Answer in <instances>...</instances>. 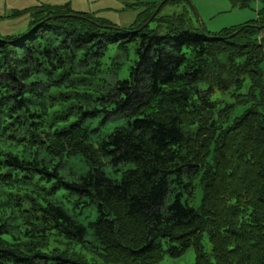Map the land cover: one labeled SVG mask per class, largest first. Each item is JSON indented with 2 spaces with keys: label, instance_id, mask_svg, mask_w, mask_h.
<instances>
[{
  "label": "trees",
  "instance_id": "1",
  "mask_svg": "<svg viewBox=\"0 0 264 264\" xmlns=\"http://www.w3.org/2000/svg\"><path fill=\"white\" fill-rule=\"evenodd\" d=\"M183 2L126 28L68 5L0 16H28L0 33V264H264V9L214 36L159 17ZM114 45L136 53L123 80L102 73Z\"/></svg>",
  "mask_w": 264,
  "mask_h": 264
},
{
  "label": "rangeland",
  "instance_id": "2",
  "mask_svg": "<svg viewBox=\"0 0 264 264\" xmlns=\"http://www.w3.org/2000/svg\"><path fill=\"white\" fill-rule=\"evenodd\" d=\"M165 0H0V16L4 17L13 14V12L24 11L32 9L38 6H52V7H64L68 5L73 12L87 13L94 18L102 21L110 22L117 27H129L131 22L148 9V5L162 4ZM187 2V3H186ZM181 5H165L159 12L160 16H167L170 14H181L185 10L188 12V17L195 28L205 32L209 35H221L226 31L236 30L243 27L248 22H252L257 19V13L264 9V0H251L249 6L244 7L243 4L237 2L236 4L230 0H186ZM139 18V17H138ZM149 21L146 23L148 24ZM28 24V16L24 15L19 18H9L0 22V33L2 35H18L26 31ZM150 28L155 27V23L148 24ZM127 56L122 62L119 60L124 54ZM120 52L116 45L109 47L105 56L101 58L103 65V72L107 73V67L109 65H116L114 74L116 78L123 80L128 77V72L135 64L136 53L134 48L129 45L126 52ZM93 65L90 63L91 66ZM96 81L91 83L93 87L100 85ZM82 97V96H81ZM124 121L121 118H113L109 120L105 125L100 126V138L106 133H110L115 127L123 125ZM95 137L96 135H92ZM94 139V138H92ZM70 164H75L71 162ZM82 170V166H81ZM62 172L64 175H68V167L63 166ZM82 172V171H81ZM198 206V201L195 207ZM93 216L90 217L92 219ZM87 221L85 220V224ZM205 251H209L208 242L204 240ZM77 252L79 247H73ZM85 257L99 264L103 263L102 260L95 255L93 249L89 251H82ZM157 264H196V253L194 249L187 250L182 256L173 258L169 255H164L163 259Z\"/></svg>",
  "mask_w": 264,
  "mask_h": 264
}]
</instances>
